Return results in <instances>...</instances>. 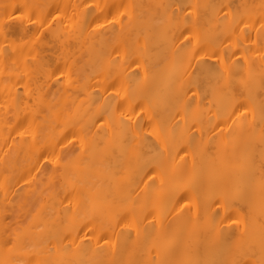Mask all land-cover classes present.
<instances>
[{
	"label": "bare ground",
	"instance_id": "obj_1",
	"mask_svg": "<svg viewBox=\"0 0 264 264\" xmlns=\"http://www.w3.org/2000/svg\"><path fill=\"white\" fill-rule=\"evenodd\" d=\"M0 264H264V0H0Z\"/></svg>",
	"mask_w": 264,
	"mask_h": 264
}]
</instances>
